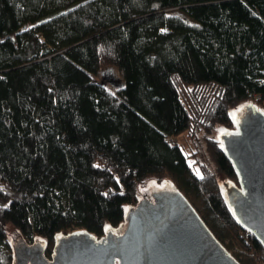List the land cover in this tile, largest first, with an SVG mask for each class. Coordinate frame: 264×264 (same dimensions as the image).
I'll return each mask as SVG.
<instances>
[{"label": "trees", "instance_id": "obj_1", "mask_svg": "<svg viewBox=\"0 0 264 264\" xmlns=\"http://www.w3.org/2000/svg\"><path fill=\"white\" fill-rule=\"evenodd\" d=\"M103 64L115 91L94 79ZM248 100L264 112V0H0V264L16 233L50 257L57 233L119 228L148 178L241 264L264 260L196 151L239 186L209 135Z\"/></svg>", "mask_w": 264, "mask_h": 264}, {"label": "water", "instance_id": "obj_2", "mask_svg": "<svg viewBox=\"0 0 264 264\" xmlns=\"http://www.w3.org/2000/svg\"><path fill=\"white\" fill-rule=\"evenodd\" d=\"M242 109L238 129L220 135L240 185L224 181L220 189L239 227L264 249V112L250 101ZM18 235L15 264H241L170 181L140 188L119 228L99 237L85 229L55 234L50 257L41 241Z\"/></svg>", "mask_w": 264, "mask_h": 264}, {"label": "rangeland", "instance_id": "obj_3", "mask_svg": "<svg viewBox=\"0 0 264 264\" xmlns=\"http://www.w3.org/2000/svg\"><path fill=\"white\" fill-rule=\"evenodd\" d=\"M94 79L103 82L112 91L117 90L123 84V79H122L118 69L115 66L111 65V64H103L100 67L98 73L95 75ZM248 101H250L252 104L256 105L254 100H248ZM248 101H246L244 103H241V104L237 105L236 107H233V108L230 109V113H231V116H232V119H233L232 128L227 129V128L222 127V126H217L214 129V131L209 136L213 137L216 140H218V139H220V135L221 134H229L232 131H236L238 129V126H239V122L236 123V121H235L236 114L239 111V109H241L243 107V105L245 103H247ZM256 108L258 110H261L257 105H256ZM178 141L181 142V143L184 142L182 137H179ZM196 151L198 152L197 160H199V161H201L203 163H206L207 166L209 167V169L211 171L215 172V175H216V178H217V181H218L219 185L222 182H224V181H229L230 183H233L227 177H225V176L221 175L220 173L216 172L212 161L210 160V158L207 155V153L204 151L203 144H201L200 148H198ZM191 159L192 158L188 159L189 163L192 162ZM154 180H155L154 178H148L146 180L147 181L146 183L147 184H149V183L151 184V183L154 182ZM14 231L15 230L11 226H8V236L9 237H12ZM263 261L264 260H261V261L257 262V264H259V263H263L264 264Z\"/></svg>", "mask_w": 264, "mask_h": 264}, {"label": "built area", "instance_id": "obj_4", "mask_svg": "<svg viewBox=\"0 0 264 264\" xmlns=\"http://www.w3.org/2000/svg\"><path fill=\"white\" fill-rule=\"evenodd\" d=\"M259 264H263V263H259Z\"/></svg>", "mask_w": 264, "mask_h": 264}]
</instances>
